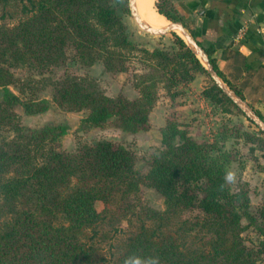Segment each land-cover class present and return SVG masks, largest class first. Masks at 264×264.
I'll return each instance as SVG.
<instances>
[{
	"label": "trees",
	"instance_id": "obj_1",
	"mask_svg": "<svg viewBox=\"0 0 264 264\" xmlns=\"http://www.w3.org/2000/svg\"><path fill=\"white\" fill-rule=\"evenodd\" d=\"M156 11L168 21H182L171 0H156ZM127 12V0H0V264H125L130 256L158 257L160 264H264V203L252 210L246 191H231L225 180L234 160L229 151L199 142L175 122L161 127V147L143 177L163 197L165 207L157 210L129 200L140 181L135 154L126 147L99 140L68 152L59 147L66 126L21 123L18 104L29 115L49 104L14 94L12 68L55 65L71 44L83 63L100 60L108 71H123L126 53L137 48L123 21ZM173 35L172 47L139 49L151 72L138 75L135 97H110L94 81L66 78L54 83L53 101L84 112L80 129L112 123L129 133L146 130L161 88L170 92L206 73L196 53ZM203 49L218 75L244 99L240 87L218 69L211 50ZM229 60L226 68L234 79L264 87V66L252 69L234 50ZM202 94L222 112L236 108L215 83ZM223 130L230 132L229 124ZM97 201L104 205L101 211ZM193 208L202 215L180 218ZM123 220L127 228L107 256L102 231L112 225L120 232L115 225ZM246 227L260 237L256 248L244 243Z\"/></svg>",
	"mask_w": 264,
	"mask_h": 264
},
{
	"label": "rangeland",
	"instance_id": "obj_2",
	"mask_svg": "<svg viewBox=\"0 0 264 264\" xmlns=\"http://www.w3.org/2000/svg\"><path fill=\"white\" fill-rule=\"evenodd\" d=\"M153 6L156 10V0L153 1ZM164 20L167 21V19ZM123 21L127 25L131 39L137 44L136 50L126 53L128 57L123 71H108L100 60L92 65L83 63L77 57L71 44L65 47V58L55 65L46 68L37 65L13 67L12 72L15 81L9 86V89L21 100L46 99L49 104L46 111L31 115L24 113L23 107L18 104L15 111L19 115L21 123L32 128H40L47 123L66 126V133L59 138V147L68 152L75 151L83 144H93L99 140L111 141L126 147L135 154V176L140 181L139 192L130 196L129 200L137 207L148 205L154 209L163 210L165 207L163 197L154 188L149 187L143 177L149 168L151 155L161 147L160 128L168 122H175L199 142L212 143L220 150H227L232 154L234 160L230 162L227 173L234 172L236 182L234 184L227 182L228 186L234 192L246 191L249 195L250 209L255 210L264 203V132L237 106L231 112H222L218 105L212 104L213 111H205L206 114L192 117L188 122L175 121L164 115L160 120L157 112L152 110L148 128L137 133H129L116 128L112 123L103 128L80 129V119L85 116L84 112L69 111L53 101L54 83L66 78H86L94 81L97 88L107 96L115 97L121 94L126 98H133L139 94L135 86L139 79L138 75L151 72L148 63L144 61L143 53L139 49L151 50L154 47H172L175 42L173 32L182 37V34L176 31L169 32L164 36L150 35L137 26L129 12L123 14ZM188 31L191 33L190 30ZM218 69L236 86L240 87L244 96L242 101L255 112H259L264 120V109L261 111L258 109L259 107L256 108V105H261L260 101H264V95L259 93L260 88H255L257 87L254 85L256 81L246 82L245 77L237 80L231 75L229 68L222 67L220 69L218 67ZM198 74L203 77L204 87H209L214 83L207 73L198 72L195 76ZM1 95L2 91L0 90V97ZM167 95L166 90L161 88L158 100L165 99L169 105L170 101L167 100ZM154 106H157V103ZM228 124L230 132H224L223 125ZM6 134L9 136L12 133L6 132ZM252 135L254 137H250ZM95 207L101 211L104 205L97 201ZM201 215L199 209L193 208L182 212L180 218L192 220ZM246 224V219L242 218L241 225L246 226ZM115 226L119 227L120 232H113L112 225H106L102 231L105 236L102 240V246L107 256L110 254L109 250L112 244L122 237L121 231L127 228V222L119 221ZM241 236L245 245L251 248H256L260 239L252 227L244 228Z\"/></svg>",
	"mask_w": 264,
	"mask_h": 264
},
{
	"label": "crops",
	"instance_id": "obj_3",
	"mask_svg": "<svg viewBox=\"0 0 264 264\" xmlns=\"http://www.w3.org/2000/svg\"><path fill=\"white\" fill-rule=\"evenodd\" d=\"M171 1L182 16L181 22L201 47L211 50V56L220 69L229 65L232 50L245 56L254 70L264 66V0ZM203 85V77L198 74L188 84L166 91L169 105L165 99L158 100L152 110L157 112L160 120L164 115L184 122L206 114L205 111H213V105L202 94ZM254 85L260 88L259 93L263 96V84ZM260 104L256 108L262 111L264 101Z\"/></svg>",
	"mask_w": 264,
	"mask_h": 264
},
{
	"label": "water",
	"instance_id": "obj_4",
	"mask_svg": "<svg viewBox=\"0 0 264 264\" xmlns=\"http://www.w3.org/2000/svg\"><path fill=\"white\" fill-rule=\"evenodd\" d=\"M128 12L137 24V26L144 32L155 35L164 36L169 32L179 30L182 33V39L185 43L196 53L197 57L201 61L206 73L210 75L214 83L234 102V104L250 119L252 120L262 132H264V120L260 118L257 113L247 104H245L237 94L228 86L226 82L218 75L217 71L211 64L208 55L204 49L199 45L198 41L192 36V34L186 29L184 24L180 21H169V24L161 29H154L144 23L137 12L135 0H127Z\"/></svg>",
	"mask_w": 264,
	"mask_h": 264
},
{
	"label": "bare ground",
	"instance_id": "obj_5",
	"mask_svg": "<svg viewBox=\"0 0 264 264\" xmlns=\"http://www.w3.org/2000/svg\"><path fill=\"white\" fill-rule=\"evenodd\" d=\"M154 0H135V5L140 19L154 29H161L169 24L162 19L153 6ZM166 19V18H165ZM177 33L182 34L179 30Z\"/></svg>",
	"mask_w": 264,
	"mask_h": 264
},
{
	"label": "clouds",
	"instance_id": "obj_6",
	"mask_svg": "<svg viewBox=\"0 0 264 264\" xmlns=\"http://www.w3.org/2000/svg\"><path fill=\"white\" fill-rule=\"evenodd\" d=\"M225 180L228 183L234 184L236 182V174L231 171L228 172ZM125 264H160V261L158 257L142 258L139 256H130L125 260Z\"/></svg>",
	"mask_w": 264,
	"mask_h": 264
},
{
	"label": "built area",
	"instance_id": "obj_7",
	"mask_svg": "<svg viewBox=\"0 0 264 264\" xmlns=\"http://www.w3.org/2000/svg\"><path fill=\"white\" fill-rule=\"evenodd\" d=\"M241 35H242V37H243V32H241Z\"/></svg>",
	"mask_w": 264,
	"mask_h": 264
}]
</instances>
